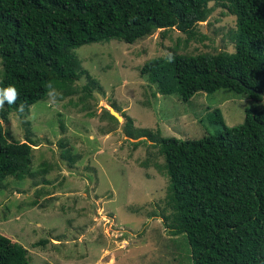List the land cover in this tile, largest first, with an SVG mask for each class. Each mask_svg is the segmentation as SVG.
<instances>
[{"label":"trees","instance_id":"trees-1","mask_svg":"<svg viewBox=\"0 0 264 264\" xmlns=\"http://www.w3.org/2000/svg\"><path fill=\"white\" fill-rule=\"evenodd\" d=\"M211 3L236 17L229 33L234 52L154 58L141 68V77L156 98L175 95L189 102L198 93L229 90L261 101L264 0H0V87L15 86L19 93L0 115V189L10 178L40 173L32 169L36 145L10 141L3 121L11 113L24 118L51 89L61 98L76 95V82L86 72L76 49L113 40L133 45L158 31L192 37L210 17ZM96 86L91 80L82 88L85 99ZM213 115L211 122L222 130L201 140L133 129L131 119L127 133L145 138L140 142L164 159L171 211L164 216L166 228L187 238L190 264H264V108L248 109L244 123L234 127L226 125L219 109ZM0 264H29L27 249L0 234Z\"/></svg>","mask_w":264,"mask_h":264},{"label":"rangeland","instance_id":"rangeland-1","mask_svg":"<svg viewBox=\"0 0 264 264\" xmlns=\"http://www.w3.org/2000/svg\"><path fill=\"white\" fill-rule=\"evenodd\" d=\"M210 7L192 37L158 31L133 45L113 40L76 49L86 71L76 95L61 98L55 91L24 118L11 113L3 121L10 141L36 145L32 169L40 173L10 178L0 189V234L27 249L29 264H190L185 236L166 228L164 159L140 142L145 138L129 137L127 122L133 129H160L164 137L201 140L222 130L210 120L216 109L234 127L248 109L264 108V97L255 102L229 90L198 93L189 102L156 98L141 77L154 58L234 52L229 33L236 17ZM2 70L0 58V82ZM91 80L97 86L85 99L82 88ZM110 108L123 118L118 124L105 111Z\"/></svg>","mask_w":264,"mask_h":264},{"label":"clouds","instance_id":"clouds-1","mask_svg":"<svg viewBox=\"0 0 264 264\" xmlns=\"http://www.w3.org/2000/svg\"><path fill=\"white\" fill-rule=\"evenodd\" d=\"M49 88L51 89V85H49ZM55 95H57V93L55 92L54 89H51V91L49 92V96L54 97ZM18 96H19V93L15 86L10 85L6 88H0V108H3L5 103L14 104L16 100L18 99ZM23 107H24L23 105L20 106L21 111L23 110Z\"/></svg>","mask_w":264,"mask_h":264},{"label":"water","instance_id":"water-1","mask_svg":"<svg viewBox=\"0 0 264 264\" xmlns=\"http://www.w3.org/2000/svg\"><path fill=\"white\" fill-rule=\"evenodd\" d=\"M113 110H114L113 108L110 109V114H111L112 116H114L115 119H117L119 122H120L121 120H123V118L118 114V112L113 111Z\"/></svg>","mask_w":264,"mask_h":264}]
</instances>
